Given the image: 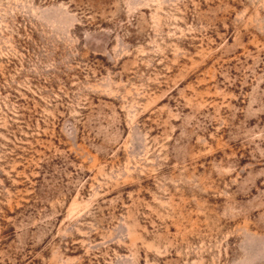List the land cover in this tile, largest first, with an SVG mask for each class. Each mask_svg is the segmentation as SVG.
<instances>
[{
	"label": "rangeland",
	"instance_id": "rangeland-1",
	"mask_svg": "<svg viewBox=\"0 0 264 264\" xmlns=\"http://www.w3.org/2000/svg\"><path fill=\"white\" fill-rule=\"evenodd\" d=\"M0 264H264V0H0Z\"/></svg>",
	"mask_w": 264,
	"mask_h": 264
}]
</instances>
